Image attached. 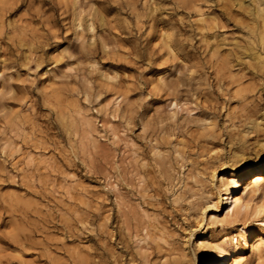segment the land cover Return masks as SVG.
Listing matches in <instances>:
<instances>
[{
	"label": "rangeland",
	"instance_id": "obj_1",
	"mask_svg": "<svg viewBox=\"0 0 264 264\" xmlns=\"http://www.w3.org/2000/svg\"><path fill=\"white\" fill-rule=\"evenodd\" d=\"M240 157L264 160V0H3L0 264H197L264 233L220 222Z\"/></svg>",
	"mask_w": 264,
	"mask_h": 264
},
{
	"label": "bare ground",
	"instance_id": "obj_2",
	"mask_svg": "<svg viewBox=\"0 0 264 264\" xmlns=\"http://www.w3.org/2000/svg\"><path fill=\"white\" fill-rule=\"evenodd\" d=\"M229 171L219 190V202L225 205L220 222L234 216H260L264 206V160ZM239 236L241 240L237 235L213 239L205 234L196 247L200 252L197 264H255L264 258V233L254 235L253 230L244 227Z\"/></svg>",
	"mask_w": 264,
	"mask_h": 264
},
{
	"label": "snow or ice",
	"instance_id": "obj_3",
	"mask_svg": "<svg viewBox=\"0 0 264 264\" xmlns=\"http://www.w3.org/2000/svg\"><path fill=\"white\" fill-rule=\"evenodd\" d=\"M0 5H3V0H0ZM101 6H103V5H101ZM12 7H18V6L12 5ZM93 7H96V5L94 4ZM68 71L71 72V71H73V69L69 68ZM233 164L238 166V170L240 169L241 166L243 168H247L249 166L248 162L243 157L237 158V160L233 161ZM238 203H239V201H238ZM215 206H216L215 204L210 203L208 205V208L205 209V211L207 212L209 208H214ZM249 207H250V205H249ZM258 214L264 215V206L261 207L260 212ZM238 264H239V262H238Z\"/></svg>",
	"mask_w": 264,
	"mask_h": 264
}]
</instances>
